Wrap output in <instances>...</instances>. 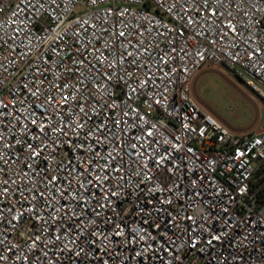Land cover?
<instances>
[{
	"label": "built area",
	"instance_id": "1",
	"mask_svg": "<svg viewBox=\"0 0 264 264\" xmlns=\"http://www.w3.org/2000/svg\"><path fill=\"white\" fill-rule=\"evenodd\" d=\"M264 0H0V264H264Z\"/></svg>",
	"mask_w": 264,
	"mask_h": 264
},
{
	"label": "rangeland",
	"instance_id": "2",
	"mask_svg": "<svg viewBox=\"0 0 264 264\" xmlns=\"http://www.w3.org/2000/svg\"><path fill=\"white\" fill-rule=\"evenodd\" d=\"M199 73V76H204L199 83L198 76L195 78L193 95L214 110L231 130L246 133L264 125V104L243 88L237 79L215 65H206Z\"/></svg>",
	"mask_w": 264,
	"mask_h": 264
},
{
	"label": "crops",
	"instance_id": "3",
	"mask_svg": "<svg viewBox=\"0 0 264 264\" xmlns=\"http://www.w3.org/2000/svg\"><path fill=\"white\" fill-rule=\"evenodd\" d=\"M200 72V71H199ZM199 74L200 73H198L197 75H196V77L198 76V79H197V81H198V83H199V81L203 78V76L204 75H200L199 76ZM209 75L210 76H214L212 73H209ZM195 77V78H196ZM195 78H194V80H193V85H192V98H193V100H194V102L198 105V107L201 109V110H203V111H208V112H212L215 116H216V112L214 111V110H211V108L204 102V104L203 103H201L200 101H199V99H197L194 95H193V89H194V85L196 84V83H194V81H195ZM197 86H198V84H197ZM196 86V87H197ZM262 116V115H261ZM225 124V123H224ZM262 127H264V125H262V126H259V127H257V128H255V129H253V130H250V131H254V130H258V129H261ZM249 132V131H248Z\"/></svg>",
	"mask_w": 264,
	"mask_h": 264
}]
</instances>
